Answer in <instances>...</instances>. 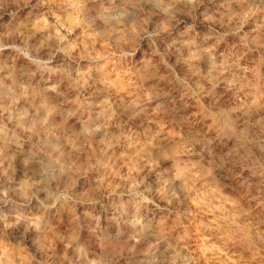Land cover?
<instances>
[{
	"label": "rangeland",
	"instance_id": "rangeland-1",
	"mask_svg": "<svg viewBox=\"0 0 264 264\" xmlns=\"http://www.w3.org/2000/svg\"><path fill=\"white\" fill-rule=\"evenodd\" d=\"M263 15L0 0V264H264Z\"/></svg>",
	"mask_w": 264,
	"mask_h": 264
},
{
	"label": "bare ground",
	"instance_id": "bare-ground-1",
	"mask_svg": "<svg viewBox=\"0 0 264 264\" xmlns=\"http://www.w3.org/2000/svg\"><path fill=\"white\" fill-rule=\"evenodd\" d=\"M58 1V0H57ZM99 1V0H98ZM153 1V0H152ZM253 1V0H252ZM71 2V1H70ZM88 2V1H87ZM145 2V1H144ZM184 2V1H183ZM73 3V2H72ZM81 3V2H80ZM94 3V2H93ZM252 3V2H251ZM71 4V3H70ZM69 4V5H70ZM74 4V3H73ZM178 4V3H177ZM188 4H190V3H188ZM239 5V4H238ZM93 6V5H92ZM237 6V5H236ZM157 7V6H156ZM161 8V7H160ZM249 8V7H248ZM71 9V8H70ZM78 9V8H77ZM227 11V10H226ZM98 12V11H97ZM247 12V11H246ZM264 16V15H263ZM57 17V16H56ZM80 17V16H79ZM263 18V17H262ZM216 20V19H215ZM58 21V20H57ZM226 21H228V20H226ZM62 22H63V20H62ZM67 22V21H66ZM65 22V23H66ZM42 23V22H41ZM64 23V24H65ZM75 23V22H74ZM97 25V24H96ZM217 25V24H216ZM119 26V25H118ZM121 27H122V25H121ZM78 28V27H77ZM250 28H252V27H250ZM61 30V29H60ZM263 30V29H262ZM255 32V31H254ZM61 36V35H60ZM92 36V35H91ZM262 36V35H261ZM84 37V36H83ZM57 38V37H56ZM194 38V37H193ZM207 38V37H206ZM209 39V38H208ZM191 41V40H190ZM120 43V42H119ZM60 44V43H59ZM67 46V45H66ZM69 47V46H68ZM187 47V46H186ZM67 49V48H66ZM189 49V48H188ZM211 49V48H210ZM221 49V48H220ZM206 50V49H205ZM60 51V50H59ZM214 53H215V51H214ZM65 54V53H64ZM215 54H217V53H215ZM69 58V57H68ZM67 59V58H66ZM208 59V58H207ZM87 60V59H86ZM214 60H215V58H214ZM60 61V60H59ZM216 63V62H215ZM198 64V63H197ZM200 64V63H199ZM230 64V63H229ZM247 64V63H246ZM201 65V64H200ZM205 65V64H204ZM236 65V64H235ZM111 66V65H110ZM228 66V65H227ZM201 67V66H200ZM109 69V68H108ZM168 69V68H167ZM80 70V69H79ZM107 70V69H106ZM240 70V69H239ZM229 71V70H228ZM237 71V70H236ZM113 72V71H112ZM120 72V71H119ZM117 73V72H116ZM119 74V73H118ZM122 74V73H121ZM225 74V73H224ZM116 75V74H115ZM158 75V74H157ZM223 75V74H222ZM121 76V75H120ZM201 76V75H200ZM202 77V76H201ZM125 79V78H124ZM79 80V79H78ZM99 80V79H98ZM129 80V79H128ZM126 81H127V79H126ZM133 80H131V82H132ZM135 81V80H134ZM136 82V81H135ZM147 82V81H146ZM261 82V81H260ZM125 83V82H124ZM131 84V83H130ZM210 87V86H209ZM245 88V87H244ZM91 89V88H90ZM93 89V88H92ZM113 89V88H112ZM245 89H247V88H245ZM248 91V90H247ZM229 94V93H228ZM253 94V93H252ZM127 99V98H126ZM236 100V99H235ZM233 102V101H232ZM85 106V105H84ZM53 108V107H52ZM97 110V109H96ZM150 111V110H149ZM108 112H109V110H108ZM225 116V115H224ZM249 116V115H248ZM58 118V117H57ZM249 118V117H248ZM115 119V118H114ZM246 119V118H245ZM111 120V119H110ZM232 121V120H231ZM229 122V121H228ZM196 123V122H195ZM224 123V122H223ZM198 124V123H197ZM195 125V124H194ZM207 125V124H206ZM246 128V127H245ZM100 129V128H99ZM111 129V128H110ZM232 129V128H231ZM103 131V130H102ZM113 131H115V130H113ZM48 132V131H47ZM103 133V132H102ZM212 133V132H211ZM50 138V137H49ZM157 138V137H156ZM223 139H225V138H223ZM229 139V138H228ZM227 140V139H226ZM69 143V142H68ZM155 143V142H154ZM173 143V142H172ZM160 147V146H159ZM242 149V148H241ZM241 149H240V151H241ZM77 150V149H76ZM190 150V149H189ZM139 152V151H138ZM153 152V151H152ZM151 152V153H152ZM150 153V154H151ZM63 154V153H62ZM52 156V155H51ZM67 158V157H66ZM62 168V167H61ZM173 177V176H172ZM177 183H179V182H177ZM181 183V182H180ZM179 185V184H178ZM209 190V189H208ZM211 190V189H210ZM174 193V192H173ZM190 193V192H189ZM192 196V195H191ZM209 196V195H208ZM206 197V196H205ZM188 199V198H187ZM207 201V200H206ZM190 202V201H189ZM230 206V205H229ZM232 206V205H231ZM200 207V206H199ZM188 208V207H187ZM192 208V207H191ZM206 208H207V206H206ZM196 209V208H195ZM202 209V208H201ZM231 209V208H230ZM208 210V209H207ZM229 210V209H228ZM193 211V210H192ZM208 211H210V210H208ZM207 212V211H206ZM182 213V212H181ZM193 213V212H192ZM223 213V212H222ZM208 214H209V212H208ZM221 214V213H220ZM213 216V218H215L214 217V215H212ZM216 216V215H215ZM206 217V216H205ZM208 217H209V215H208ZM242 217V216H241ZM204 218V217H203ZM212 218V217H211ZM208 220V219H207ZM228 221V220H227ZM211 223V222H210ZM212 224V223H211ZM215 224H217V223H215ZM232 225V224H231ZM206 226V225H205ZM221 226V225H220ZM238 227V226H237ZM200 228V227H199ZM205 228V227H204ZM207 228V227H206ZM247 228V227H246ZM202 229V228H201ZM208 229V228H207ZM216 229V228H215ZM235 229V228H234ZM245 229V228H244ZM205 230V229H204ZM214 230V229H213ZM231 230V229H230ZM186 231V230H185ZM206 231V230H205ZM207 232V231H206ZM172 233V232H171ZM208 233V232H207ZM242 233V232H241ZM203 234V233H202ZM211 234V233H210ZM218 234V233H217ZM248 236V235H247ZM185 237V236H184ZM202 237V236H201ZM244 237H245V235H244ZM199 238V237H198ZM205 238V237H204ZM184 239V238H183ZM198 240H200V239H198ZM207 240V239H206ZM210 240V239H209ZM209 240H207V241H209ZM133 241V240H132ZM202 241V240H201ZM212 241V240H211ZM114 242V241H113ZM205 242V241H204ZM206 243V242H205ZM201 244V243H200ZM204 244V243H203ZM202 244V245H203ZM201 245V246H202ZM207 245H208V242H207ZM194 246V245H193ZM199 247H200V245H199ZM203 247V246H202ZM205 247V246H204ZM210 247V246H209ZM214 247V246H213ZM236 247V246H235ZM196 248H198L197 246H196ZM201 248V247H200ZM212 248V247H211ZM194 249V248H193ZM199 249V248H198ZM207 249V248H206ZM204 250H205V248H204ZM210 250V249H209ZM215 250V249H214ZM213 250V251H214ZM207 251V250H206ZM212 251V252H213ZM211 252V253H212ZM197 253H198V251H197ZM202 253H203V249H202ZM208 253H210V251L208 252ZM214 254H216V253H214ZM220 254V253H219ZM226 254V253H225ZM209 255V254H208ZM197 256V255H196ZM212 256V255H211ZM219 256V255H218ZM222 256V255H221ZM200 257H202V256H200ZM210 259H211V257H209ZM213 258V257H212ZM178 259V258H177ZM204 259V258H203ZM207 260H209V259H207ZM212 260V261H211ZM210 260V264H220L219 263V261H218V258H216V259H211ZM181 261V260H180ZM203 261V260H202ZM151 261L150 260H147V262H146V264H149ZM171 262V261H170ZM167 263V262H166ZM176 263V262H175ZM229 263V262H228ZM221 264H223V263H221Z\"/></svg>",
	"mask_w": 264,
	"mask_h": 264
}]
</instances>
